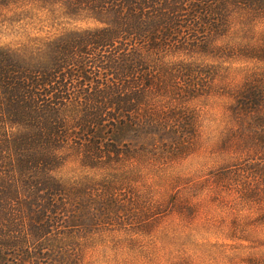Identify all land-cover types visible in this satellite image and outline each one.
<instances>
[{
  "label": "trees",
  "instance_id": "trees-1",
  "mask_svg": "<svg viewBox=\"0 0 264 264\" xmlns=\"http://www.w3.org/2000/svg\"><path fill=\"white\" fill-rule=\"evenodd\" d=\"M57 18L97 24L0 44V264H83L82 230L131 204L117 186L191 151L195 98L228 99L213 196L264 204V0H0L18 31ZM68 161L100 181L63 179ZM185 179L165 177L166 215L200 207Z\"/></svg>",
  "mask_w": 264,
  "mask_h": 264
},
{
  "label": "rangeland",
  "instance_id": "rangeland-1",
  "mask_svg": "<svg viewBox=\"0 0 264 264\" xmlns=\"http://www.w3.org/2000/svg\"><path fill=\"white\" fill-rule=\"evenodd\" d=\"M33 23L22 31L0 24V44L21 41L35 44L31 38L97 24L65 18L51 23L41 20L39 25ZM28 38L31 41H24ZM223 64L227 65L225 61ZM232 78L238 79L237 74ZM227 102L225 96L209 95L187 103L194 112L196 133L191 151L169 166L146 172L140 181H129L132 188L117 186L115 192L119 199L132 197L131 204L127 205L126 213L106 222H101L98 210V226L82 230V234L94 237L83 249V264H264V204L257 203L256 198L242 200L223 187L215 198L209 184L211 171L229 162L215 147L225 125ZM58 174L68 181L83 176L88 181L101 179L100 171L94 173L79 167L75 161L65 163ZM175 174L187 181L178 188L177 196L189 197L191 202L200 205L193 216L183 219L175 214L166 215L163 210L166 201L173 200V191L166 189L164 179ZM100 187L98 193H101ZM154 203L161 205L147 214L131 215L135 212L132 210Z\"/></svg>",
  "mask_w": 264,
  "mask_h": 264
}]
</instances>
